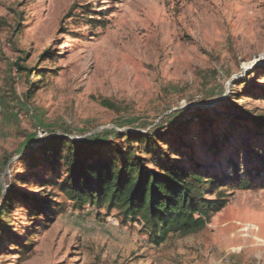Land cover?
<instances>
[{
    "label": "rangeland",
    "instance_id": "1",
    "mask_svg": "<svg viewBox=\"0 0 264 264\" xmlns=\"http://www.w3.org/2000/svg\"><path fill=\"white\" fill-rule=\"evenodd\" d=\"M249 119H264V0H0V210L20 193L0 264H264V189L228 190L203 231L159 244L56 188L54 217L20 202L55 178L21 180L56 134L155 133L177 163L229 172L264 153Z\"/></svg>",
    "mask_w": 264,
    "mask_h": 264
},
{
    "label": "trees",
    "instance_id": "2",
    "mask_svg": "<svg viewBox=\"0 0 264 264\" xmlns=\"http://www.w3.org/2000/svg\"><path fill=\"white\" fill-rule=\"evenodd\" d=\"M35 76L43 78L44 73ZM34 89L36 86L29 88L28 101ZM102 105L113 108L108 101H102ZM249 120L257 129L255 134L264 137V119ZM108 134L82 140H74L67 133L56 134L25 156L24 165L31 170L21 179L23 183L31 184L33 170L40 168H47L55 178L45 179L37 196L23 195L20 202L30 204L37 216L49 209V215L54 217L51 207L56 203L51 199L53 193L47 194L46 190L56 188L76 210L86 206L117 210L125 221L142 222L159 244L171 234L189 236L203 231L213 216L227 206L228 190L264 189L262 152L254 155L251 165H228L229 172H225L205 165L177 163L159 145L162 139L155 133ZM19 194L11 190L9 202L0 210V251H8L3 244L10 232L3 218L12 216L10 205L19 201ZM15 246L21 253L28 245L15 242Z\"/></svg>",
    "mask_w": 264,
    "mask_h": 264
}]
</instances>
